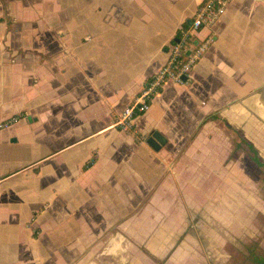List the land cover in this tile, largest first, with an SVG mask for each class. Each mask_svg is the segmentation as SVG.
I'll list each match as a JSON object with an SVG mask.
<instances>
[{
	"label": "crops",
	"instance_id": "1",
	"mask_svg": "<svg viewBox=\"0 0 264 264\" xmlns=\"http://www.w3.org/2000/svg\"><path fill=\"white\" fill-rule=\"evenodd\" d=\"M200 2L0 0V264H132V243L172 256L179 201L238 180L229 136L264 95L260 1L230 0L188 82L115 124Z\"/></svg>",
	"mask_w": 264,
	"mask_h": 264
},
{
	"label": "rangeland",
	"instance_id": "2",
	"mask_svg": "<svg viewBox=\"0 0 264 264\" xmlns=\"http://www.w3.org/2000/svg\"><path fill=\"white\" fill-rule=\"evenodd\" d=\"M261 95L262 91L254 93L258 98L256 108L260 109L264 104ZM244 114L254 121L245 128L238 126V134L229 136L234 142L238 139V144L230 152L227 169L238 166V180L228 175L227 191L211 192L210 201L199 206L180 200L179 237L174 241L172 256H153L149 244L145 248L132 243V264H254L253 254L264 257V168L259 164L264 160V113L253 110ZM241 136L255 141V160ZM179 196L186 200L190 197L184 198L183 192ZM221 216L226 223L219 221Z\"/></svg>",
	"mask_w": 264,
	"mask_h": 264
},
{
	"label": "built area",
	"instance_id": "3",
	"mask_svg": "<svg viewBox=\"0 0 264 264\" xmlns=\"http://www.w3.org/2000/svg\"><path fill=\"white\" fill-rule=\"evenodd\" d=\"M229 1L201 0L192 17L179 27L176 37L168 43L165 62L146 79L133 99L117 114L115 124L119 128L130 130L136 116L150 108L152 100L167 82H188L192 66L213 40L211 36L198 37L199 30L205 25H213Z\"/></svg>",
	"mask_w": 264,
	"mask_h": 264
},
{
	"label": "trees",
	"instance_id": "4",
	"mask_svg": "<svg viewBox=\"0 0 264 264\" xmlns=\"http://www.w3.org/2000/svg\"><path fill=\"white\" fill-rule=\"evenodd\" d=\"M176 37V35L174 36V38ZM174 38H172L171 40H173ZM241 140L244 141L253 151V159L255 160L256 157L255 155L257 154V149L255 148V146L253 145V143L249 140H247L244 136H241ZM237 147V144H236ZM259 164H262L263 168H264V160H260ZM252 260L254 262V264H264V257L262 255L259 254H253L252 255Z\"/></svg>",
	"mask_w": 264,
	"mask_h": 264
},
{
	"label": "bare ground",
	"instance_id": "5",
	"mask_svg": "<svg viewBox=\"0 0 264 264\" xmlns=\"http://www.w3.org/2000/svg\"><path fill=\"white\" fill-rule=\"evenodd\" d=\"M263 103H264V101H263ZM258 108H260V107H258ZM261 111H262V113H264V104H262V106H261V109H260ZM258 111V110H257ZM260 111V112H261Z\"/></svg>",
	"mask_w": 264,
	"mask_h": 264
},
{
	"label": "water",
	"instance_id": "6",
	"mask_svg": "<svg viewBox=\"0 0 264 264\" xmlns=\"http://www.w3.org/2000/svg\"><path fill=\"white\" fill-rule=\"evenodd\" d=\"M256 1H260V2L264 3V0H256ZM187 52H188V51H187ZM183 78H184V75H183Z\"/></svg>",
	"mask_w": 264,
	"mask_h": 264
}]
</instances>
